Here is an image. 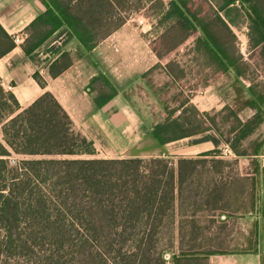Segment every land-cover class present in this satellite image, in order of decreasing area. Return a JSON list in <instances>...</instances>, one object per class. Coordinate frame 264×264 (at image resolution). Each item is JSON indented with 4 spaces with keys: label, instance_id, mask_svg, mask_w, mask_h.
<instances>
[{
    "label": "trees",
    "instance_id": "obj_1",
    "mask_svg": "<svg viewBox=\"0 0 264 264\" xmlns=\"http://www.w3.org/2000/svg\"><path fill=\"white\" fill-rule=\"evenodd\" d=\"M40 1L45 11L26 28L20 45L26 56L63 26L89 53L126 24L125 14L149 6L155 31H160L151 46L162 63L144 78L162 67L169 81L177 82L173 66L180 62L168 58L192 41V52L206 68L243 81L248 64L233 32L244 23L243 16L250 49H261L264 58V0ZM17 44L0 23V60ZM71 62V54L63 53L50 66L51 76L63 73ZM35 79L44 87L38 74ZM91 90L100 109L118 92L104 76L94 78ZM247 91L246 106L256 113L244 121L229 110L222 118L227 132L218 115L199 112L194 105L188 107L189 102L177 109L165 106V119L149 129L161 147L214 132L234 156L249 158L255 172L247 192L249 205L242 209L230 203L237 190L231 188L235 182L221 175L227 163L216 158L220 150L180 157L176 163L165 157L80 158L94 156L95 144L74 129L52 93L20 110L14 94L0 84V264H209L212 256L229 255L205 248L196 222L185 224L182 219L176 225L174 218L183 214L188 202L194 214L206 209L257 215L254 239L240 254H260L264 264V168L259 160L263 143L256 141L252 151L246 146L264 123V96L252 87ZM12 155L22 159L14 165ZM207 166L211 175L203 183ZM239 193L243 197L244 189ZM176 230L177 252L168 260L166 252L175 250ZM169 234V242L162 244Z\"/></svg>",
    "mask_w": 264,
    "mask_h": 264
},
{
    "label": "rangeland",
    "instance_id": "obj_2",
    "mask_svg": "<svg viewBox=\"0 0 264 264\" xmlns=\"http://www.w3.org/2000/svg\"><path fill=\"white\" fill-rule=\"evenodd\" d=\"M150 8L145 6L140 12L127 13L125 16L127 22L134 20L133 22L141 28L151 24V29L146 33V37L152 44L160 31H155L156 19L149 16L152 13ZM241 19L244 23H241L239 27H233V32L243 61L248 64L244 67L243 81L238 82L233 74L220 75L212 72L210 68H206L203 61L199 59L200 57L192 52L193 44L192 41H189L168 58L180 62V65L175 63L173 66V70L178 76L177 82H170L162 67L155 69L148 77H142L135 81L124 92L122 98L111 103L107 115L104 117L108 136H105V139H102L97 147L95 145L98 150L96 154L94 156L83 155L80 158H127L152 154L158 149H162L166 156L171 157L170 160L176 163L178 156H173L170 151H165L149 134V129L152 126L165 119V106L177 109L182 104L189 102L187 106L194 105L199 112L218 115V123L223 132L229 130V126L222 121V118L228 115L229 110H234L244 121L253 116L256 112L246 106L250 100L247 89L252 87L255 92L264 96V58L261 49H250L248 22L245 16ZM179 113L180 111L177 115ZM0 140H3L1 126ZM256 141L263 143V152L259 160L261 168H264V123L253 139L248 141L246 146L249 151L253 150V144ZM224 149L225 146L219 149L221 153L216 158L227 163L221 174L223 178L227 182H235L231 188L237 192L232 194L230 203L233 208L244 209L249 205L247 192L254 176L255 165L249 158H237L233 153L228 156L222 154ZM198 156L193 158H198ZM21 159L17 155L10 157V161L14 165ZM209 159L210 157H208ZM203 172L201 180L206 183L211 175L209 166ZM242 189H244L243 197L239 193ZM241 212L243 211L241 210ZM241 212L231 215L234 212H213L204 209L194 214V209L188 202L184 205L183 214L176 216L174 220L176 225L182 219L185 224L196 222L200 227L196 234L200 241L205 242V248L213 251H225L229 255L240 254L248 248L249 240L254 239L253 224L257 220V215L243 216ZM190 237V233H187L186 240H189ZM169 238L170 234L163 238L162 244L166 245ZM178 242L176 230L175 250L166 252L168 260L177 252Z\"/></svg>",
    "mask_w": 264,
    "mask_h": 264
},
{
    "label": "crops",
    "instance_id": "obj_3",
    "mask_svg": "<svg viewBox=\"0 0 264 264\" xmlns=\"http://www.w3.org/2000/svg\"><path fill=\"white\" fill-rule=\"evenodd\" d=\"M44 11L45 6L40 0H0V23L9 35L21 37L22 43L26 28ZM133 21H128L89 53L80 47L66 26L59 28L29 56L23 53L19 43L0 60V84L14 94L20 110L32 105L44 93H52L71 117L74 129L97 147L108 136L104 117L111 103L122 98L135 81L162 63L146 37L151 24L141 28ZM65 52L71 54V64L63 73L52 77L50 66ZM36 74L42 78L44 87L36 81ZM99 76L106 77L118 91L117 96L101 109L96 107V92L91 90L92 81ZM224 146L227 145L216 134L208 132L168 144L163 149L180 158L198 156ZM134 157L168 158L162 149L127 158ZM209 264H261V255L213 256Z\"/></svg>",
    "mask_w": 264,
    "mask_h": 264
},
{
    "label": "built area",
    "instance_id": "obj_4",
    "mask_svg": "<svg viewBox=\"0 0 264 264\" xmlns=\"http://www.w3.org/2000/svg\"><path fill=\"white\" fill-rule=\"evenodd\" d=\"M22 38L21 37H16V42L19 44L21 43ZM222 154L228 156V155H232V151L230 150V148L228 146L225 147L224 151L222 152Z\"/></svg>",
    "mask_w": 264,
    "mask_h": 264
},
{
    "label": "water",
    "instance_id": "obj_5",
    "mask_svg": "<svg viewBox=\"0 0 264 264\" xmlns=\"http://www.w3.org/2000/svg\"><path fill=\"white\" fill-rule=\"evenodd\" d=\"M166 258H167V259L169 258L168 255L166 256Z\"/></svg>",
    "mask_w": 264,
    "mask_h": 264
}]
</instances>
